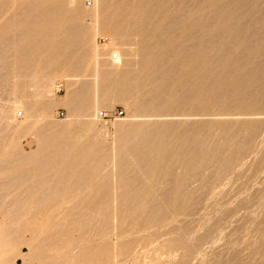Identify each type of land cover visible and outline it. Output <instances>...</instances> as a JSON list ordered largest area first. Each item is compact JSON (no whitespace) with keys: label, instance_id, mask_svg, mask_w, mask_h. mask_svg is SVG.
<instances>
[{"label":"rangeland","instance_id":"obj_1","mask_svg":"<svg viewBox=\"0 0 264 264\" xmlns=\"http://www.w3.org/2000/svg\"><path fill=\"white\" fill-rule=\"evenodd\" d=\"M70 1L0 0L8 261L264 264V0Z\"/></svg>","mask_w":264,"mask_h":264},{"label":"bare ground","instance_id":"obj_2","mask_svg":"<svg viewBox=\"0 0 264 264\" xmlns=\"http://www.w3.org/2000/svg\"><path fill=\"white\" fill-rule=\"evenodd\" d=\"M76 1L77 0H71L70 1V3H73V4H75L76 3ZM72 6V5H71ZM63 10V9H62ZM98 12V11H97ZM98 15L99 14H97V13H92V14H90L89 15V17L91 18V20H92V25H91V27L89 28V34H88V37H87V41H88V43H89V45L91 46V58H90V60L93 62V64L97 67L98 66V63H99V60H100V58H101V56H102V53H104V52H106V51H109V53L111 52V54L113 55V53L115 52V46L116 45H118L119 44V40H118V38H117V36H116V34H115V32H110V43L108 44V45H106V46H104V48H102V49H100L97 45H95L94 43H92V40H93V38L94 37H96V36H98L99 35V32H100V30H101V28H102V24L100 23V21H99V18H98ZM122 16V15H121ZM35 21V20H34ZM131 23V22H130ZM104 25H106V24H104ZM104 27V26H103ZM106 27V26H105ZM38 28V27H37ZM114 37H115V39H116V42H115V39H114ZM222 38V37H221ZM16 39V38H15ZM115 45V46H114ZM114 46V47H113ZM40 48V47H39ZM111 48V51L109 50ZM71 50V49H70ZM37 52V51H36ZM7 53V52H6ZM38 53V52H37ZM122 54L124 55L125 53H123L122 52ZM37 56V55H36ZM89 56V55H88ZM120 59V58H119ZM80 60V59H79ZM113 61V60H112ZM119 62H120V60H119ZM65 63V62H64ZM63 63V64H64ZM132 63V62H131ZM16 64V63H15ZM108 64V63H107ZM22 65V64H21ZM133 65H135V64H133ZM132 66V65H131ZM52 68V67H51ZM132 68H134L133 66L130 68V69H132ZM137 68V67H136ZM49 69V68H48ZM114 69V68H113ZM97 70V69H96ZM70 72V71H69ZM68 72V73H69ZM87 72V71H86ZM92 72H93V70H92ZM108 72L109 73H114V70H108ZM134 72V71H133ZM43 73V72H42ZM64 73V72H63ZM62 73V74H63ZM125 73H127V72H124V74ZM33 74V73H32ZM47 74V73H46ZM51 74V73H50ZM46 75V76H43V78H41V83H39L40 84V87H38L39 88V90H38V93H37V100L39 101V102H41L42 100H44V98L45 97H47V93L49 92L50 93V89H51V85H52V81H53V79H54V77H53V75ZM55 74V73H54ZM135 75V74H134ZM23 79V78H22ZM77 79V78H76ZM81 80V79H80ZM122 80V79H121ZM39 81V80H38ZM28 83V82H27ZM129 83V82H128ZM33 85V84H32ZM98 85H99V74L96 72V74L94 75V87L96 88V89H98ZM103 85V84H102ZM125 85V84H124ZM37 86H39V85H36V87ZM122 86H123V84H122ZM93 87V86H92ZM137 89V88H136ZM99 91V90H98ZM134 91V90H133ZM107 92V91H106ZM36 93V92H35ZM47 94V95H46ZM105 94V93H104ZM169 94V93H168ZM90 95V94H89ZM97 95V94H96ZM117 95V94H116ZM110 96V95H109ZM73 97V96H72ZM75 98V97H74ZM106 97L104 96L103 98H99L98 96H96L95 97V99H94V101L88 106V113H95V112H98V110H99V107L100 106H106V105H108V100H106L105 99ZM76 99V98H75ZM127 99H128V97H127ZM19 102L20 101H18V103L16 102V108H19V107H22L21 106V104H19ZM37 103V102H36ZM113 103V102H112ZM39 104V103H38ZM130 104V103H129ZM42 105V104H41ZM75 105V104H74ZM131 105V104H130ZM156 105V104H155ZM9 107V106H8ZM68 107V106H67ZM15 108V109H16ZM38 108V107H37ZM22 109V108H21ZM72 109V108H71ZM80 109H82V108H80ZM131 109V108H130ZM23 110H24V108H23ZM39 110V109H38ZM43 110V109H42ZM45 111V109L42 111V112H44ZM47 112V111H46ZM45 112V113H46ZM25 123L26 124H28V123H30V122H33V120L35 119L36 121L39 119L38 117V119H36V117L35 118H33L34 116H35V114H34V116H33V113L30 111V110H26L25 112ZM37 113V112H36ZM41 113V112H40ZM44 113V114H45ZM87 113V114H88ZM86 114V113H85ZM37 115V114H36ZM40 116V115H39ZM47 116V114H45L44 115V117H46ZM96 116H97V114H96ZM158 116V115H157ZM86 117H87V115H86ZM85 118V117H84ZM96 118V117H95ZM94 117L92 118V119H95ZM18 119V118H17ZM22 119V118H21ZM42 119V118H41ZM80 119V118H79ZM82 119V118H81ZM139 119V118H138ZM165 119V118H164ZM3 120V119H2ZM34 120V121H35ZM38 121H41V120H38ZM77 121V120H76ZM31 124H33V123H31ZM37 124V123H36ZM39 124H40V122H39ZM155 124V123H154ZM38 125V124H37ZM52 125V124H51ZM147 125V124H146ZM28 126H29V124H28ZM39 126V125H38ZM36 128V127H35ZM153 128V127H152ZM166 129V128H165ZM148 130V129H147ZM133 131V130H132ZM102 133V132H101ZM155 133V132H154ZM167 134V133H166ZM148 137V136H147ZM156 138V137H155ZM160 139V138H159ZM180 139H182V138H180ZM177 140V139H176ZM134 143V142H133ZM158 145V144H157ZM172 145V144H171ZM159 151V150H158ZM159 156V155H158ZM162 156V155H161ZM26 157V156H25ZM180 157V156H179ZM22 158V157H21ZM157 160V159H156ZM151 162V161H150ZM10 165V164H9ZM97 167V166H96ZM187 167V166H186ZM86 168V167H85ZM87 169V168H86ZM80 170H81V168H80ZM91 170V169H90ZM97 172V171H96ZM94 174V173H93ZM103 175H104V173H103ZM45 180V179H44ZM52 181V180H51ZM12 183V182H11ZM115 183V182H114ZM85 184V183H84ZM30 188V187H29ZM30 190V189H29ZM28 191V190H27ZM84 192V191H83ZM29 193V192H28ZM32 195V194H31ZM29 196V195H28ZM4 197V196H3ZM32 198H33V196H32ZM103 198V197H102ZM30 199V198H29ZM32 200V199H31ZM77 200V199H76ZM6 201V200H5ZM83 201H84V199H83ZM15 202V201H14ZM19 202V201H18ZM23 202V201H22ZM24 203V202H23ZM125 203V202H124ZM135 203V202H134ZM9 204V203H8ZM119 204V203H118ZM134 205V204H133ZM54 206V205H53ZM11 210V209H10ZM97 219V218H96ZM99 220V219H98ZM160 222V221H159ZM95 229V228H94ZM95 231V230H94ZM91 232H93V231H91ZM17 235V234H16ZM78 237V236H77ZM30 240V239H29ZM42 241V240H41ZM47 242V241H46ZM77 244V243H76ZM1 245V244H0ZM2 246H4V245H2ZM1 247V246H0ZM22 247V246H21ZM37 247V246H36ZM15 248V247H14ZM11 249H12V247H11ZM8 250V249H7ZM13 250V249H12ZM77 251V250H76ZM22 252V251H21ZM10 253V252H9ZM8 253V255H10ZM8 256H7V251L6 250H0V264H17V259L15 260V261H11V262H9L8 261V258H7ZM20 257V256H19ZM175 257H177V255H175ZM175 257H172V255H170L169 257H166V259H169V262H170V260L172 261V259H174ZM21 259V258H20ZM162 259V258H161ZM177 259V258H176ZM233 259H235V258H233ZM11 260V259H10ZM176 261V260H175ZM203 262V261H202ZM204 263V262H203ZM203 263H201V264H203ZM229 263V262H228ZM236 263V262H235ZM192 264V263H191ZM199 264V263H198Z\"/></svg>","mask_w":264,"mask_h":264},{"label":"built area","instance_id":"obj_3","mask_svg":"<svg viewBox=\"0 0 264 264\" xmlns=\"http://www.w3.org/2000/svg\"><path fill=\"white\" fill-rule=\"evenodd\" d=\"M112 60H113V62H119V57H118V55L117 54H114V56H112ZM57 91L58 92H62L63 91V88H62V85L61 84H59L58 86H57ZM121 115V114H120ZM104 116V113H101L100 114V117H103Z\"/></svg>","mask_w":264,"mask_h":264}]
</instances>
